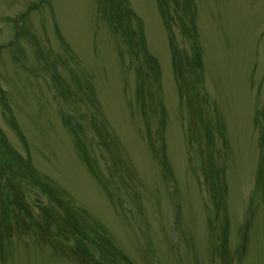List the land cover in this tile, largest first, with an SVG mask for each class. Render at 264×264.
<instances>
[{
	"label": "rangeland",
	"instance_id": "1",
	"mask_svg": "<svg viewBox=\"0 0 264 264\" xmlns=\"http://www.w3.org/2000/svg\"><path fill=\"white\" fill-rule=\"evenodd\" d=\"M0 264H264V0H0Z\"/></svg>",
	"mask_w": 264,
	"mask_h": 264
}]
</instances>
